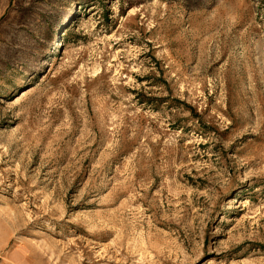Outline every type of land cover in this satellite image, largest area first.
<instances>
[{
	"label": "rangeland",
	"instance_id": "1",
	"mask_svg": "<svg viewBox=\"0 0 264 264\" xmlns=\"http://www.w3.org/2000/svg\"><path fill=\"white\" fill-rule=\"evenodd\" d=\"M0 264H264V0H0Z\"/></svg>",
	"mask_w": 264,
	"mask_h": 264
},
{
	"label": "bare ground",
	"instance_id": "2",
	"mask_svg": "<svg viewBox=\"0 0 264 264\" xmlns=\"http://www.w3.org/2000/svg\"><path fill=\"white\" fill-rule=\"evenodd\" d=\"M22 96H24V95L22 94ZM22 96H21V97H22ZM19 98H20V97H19ZM16 251H17V250H16ZM13 253H14V251H13ZM13 253H12V254H13ZM13 255H14V254H13ZM18 256H19V255H18ZM10 257H11V256H10Z\"/></svg>",
	"mask_w": 264,
	"mask_h": 264
}]
</instances>
